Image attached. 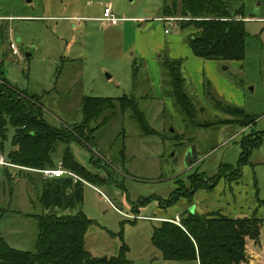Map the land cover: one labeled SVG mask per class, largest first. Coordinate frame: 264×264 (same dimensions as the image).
<instances>
[{"label": "rangeland", "instance_id": "obj_1", "mask_svg": "<svg viewBox=\"0 0 264 264\" xmlns=\"http://www.w3.org/2000/svg\"><path fill=\"white\" fill-rule=\"evenodd\" d=\"M222 1L244 19L241 61L194 58L188 38L195 30L157 20L163 0H0L1 86L8 83L20 99L38 98L41 118L64 133L82 123L85 98L132 99L147 126L141 132L139 116L116 107L66 145L81 167L108 181L76 180L83 183L81 211L94 223L84 238L94 258L107 261L124 248L128 264H179L151 246L152 228L162 221L181 226L190 210L258 220L259 236L246 241L244 261L249 243L260 237L264 246V0ZM108 5L124 20L117 27L97 21ZM165 57L183 60L189 114L164 76ZM12 135L7 128L0 143V236L12 249L34 253V216L43 214L38 196L46 178L1 166L14 150ZM66 146L57 144L54 164ZM191 149L196 159L187 161Z\"/></svg>", "mask_w": 264, "mask_h": 264}, {"label": "trees", "instance_id": "obj_2", "mask_svg": "<svg viewBox=\"0 0 264 264\" xmlns=\"http://www.w3.org/2000/svg\"><path fill=\"white\" fill-rule=\"evenodd\" d=\"M161 15L160 18L178 19L176 23L181 30L187 27L195 30L188 38V47L194 58L223 63L243 59L246 37L244 19L241 12L231 11L227 1L163 0ZM182 65V59L168 57L161 63L176 104L189 114L192 107L184 92ZM6 84L0 85V143L6 139L7 128L13 129L11 146L14 150L6 155V162L1 165L9 168L56 169L58 165L54 164L52 155L57 144L66 146L77 141L78 136L84 137L82 132H85V127L105 111L114 112L119 107L121 112L130 110L134 116H139L136 104L127 97L85 98L80 105L82 123L64 133L41 118L40 109L36 107L38 98L26 95V98L20 99ZM235 113L241 118L248 117L243 110H236ZM135 118L141 132H146L144 119L140 116ZM245 160H248V153L243 155L240 164ZM61 161V167L80 181L92 186L108 182L81 167L73 159L68 146ZM90 162L94 164L92 160ZM237 169L234 174L239 179L240 166ZM80 181L65 177L45 179L41 183L38 202L43 214L34 216L37 225L35 252L14 250L0 236V264H128L124 260V248L123 254L106 262L94 258L85 250L84 238L94 223L81 211L83 183ZM196 188L202 187L197 185ZM57 211H69L70 214H58ZM169 222L162 221L152 228L150 244L159 251L163 260L179 264H239L245 260L246 241L257 240L260 230L258 220L254 218L232 219L217 216L216 213L203 216L188 213L181 220L180 227Z\"/></svg>", "mask_w": 264, "mask_h": 264}, {"label": "built area", "instance_id": "obj_3", "mask_svg": "<svg viewBox=\"0 0 264 264\" xmlns=\"http://www.w3.org/2000/svg\"><path fill=\"white\" fill-rule=\"evenodd\" d=\"M157 20L160 21V22L166 23L169 27H172L174 25L173 22H177L178 21L177 19H174V18H159ZM97 21H99L103 25H107V26H111V27H116L121 22H124L123 19L115 18V16L112 13L111 5L103 7L102 17L97 19ZM164 33L168 34L169 31L165 30ZM14 55H18V52L15 49H14ZM41 172H42V175L44 176V178H46V179H61V178L68 177V178H72L75 181L79 180L74 174H72L71 172L63 169L61 167V165H59L56 169L44 170V171H41ZM176 225L180 227V225L178 223ZM197 264H199V263L197 262ZM239 264H251V262L250 261H243V262H241Z\"/></svg>", "mask_w": 264, "mask_h": 264}, {"label": "crops", "instance_id": "obj_4", "mask_svg": "<svg viewBox=\"0 0 264 264\" xmlns=\"http://www.w3.org/2000/svg\"><path fill=\"white\" fill-rule=\"evenodd\" d=\"M164 219L165 218H162L161 220ZM247 246H249L247 261H250L251 264H259V263L264 264V246H262L261 244L260 237H259V244L251 242ZM261 257H262V261L259 260V258Z\"/></svg>", "mask_w": 264, "mask_h": 264}, {"label": "water", "instance_id": "obj_5", "mask_svg": "<svg viewBox=\"0 0 264 264\" xmlns=\"http://www.w3.org/2000/svg\"><path fill=\"white\" fill-rule=\"evenodd\" d=\"M171 132H172V130H171ZM191 155H193V159H196L195 152H194L193 149H191V150H189V151L187 152V154H186V156H187V161L189 160V156H191ZM172 156H173V153L171 154V157H172ZM190 164H192V161H190ZM188 165H189V162H188ZM102 177H103L104 179H106L105 176H102ZM189 213L193 214L192 210H190ZM102 262H106V258L102 259Z\"/></svg>", "mask_w": 264, "mask_h": 264}, {"label": "flooded vegetation", "instance_id": "obj_6", "mask_svg": "<svg viewBox=\"0 0 264 264\" xmlns=\"http://www.w3.org/2000/svg\"><path fill=\"white\" fill-rule=\"evenodd\" d=\"M188 151H186L185 155L187 154ZM192 156V155H191Z\"/></svg>", "mask_w": 264, "mask_h": 264}]
</instances>
